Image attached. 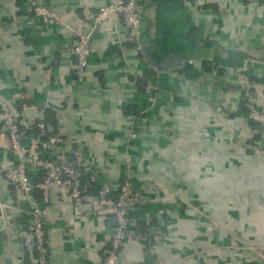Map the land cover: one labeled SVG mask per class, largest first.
I'll return each mask as SVG.
<instances>
[{
  "label": "crops",
  "instance_id": "1",
  "mask_svg": "<svg viewBox=\"0 0 264 264\" xmlns=\"http://www.w3.org/2000/svg\"><path fill=\"white\" fill-rule=\"evenodd\" d=\"M37 1L62 22L0 0V100L22 124L47 106L49 129L67 142L59 155L69 161L78 151L98 172L97 183H81L80 203L51 188L48 264L104 257L113 223L95 185L117 193L126 171L142 196L136 222L158 228L161 240L147 244L138 231L119 264H264V155L253 151L241 89L246 66L253 102L264 107V0H139L140 45L118 17L105 21L81 78L72 29L86 28L83 7L108 0ZM11 162L0 137V264H34L21 239L28 203H17L4 176ZM28 172L31 182L43 175Z\"/></svg>",
  "mask_w": 264,
  "mask_h": 264
},
{
  "label": "built area",
  "instance_id": "2",
  "mask_svg": "<svg viewBox=\"0 0 264 264\" xmlns=\"http://www.w3.org/2000/svg\"><path fill=\"white\" fill-rule=\"evenodd\" d=\"M23 1L33 17L45 24L62 22L56 12L37 0ZM80 15L86 28L72 29L73 40L69 47L74 57L75 70L80 78L88 63L92 32L105 21L118 17L124 26L125 37L135 45H140L142 31L139 0L103 1L95 9L83 7ZM243 70L241 89L247 100V116L256 123L252 127L254 141L252 148L255 153L264 155V107L254 104L252 82L245 71L246 66ZM46 108L47 106H41L38 108L39 118H29L22 124L17 110L6 101L0 100V137L12 158L11 165L4 171V176L12 186V194L17 203H28L29 220L23 229L21 239L22 245L32 251L34 264H48L45 220L51 188L60 187L74 202L80 203L81 176L87 175L90 183L98 181L97 170L84 160L80 152L73 151L69 161H65L59 155L67 142L60 134L49 133L43 119ZM34 127L38 128L36 134L33 132ZM30 165L45 170V176L41 181L31 182L28 172ZM99 186L98 202L110 216L113 233L108 250L98 264H119L122 244L137 233L134 230L136 219L131 211L140 204L142 196L133 188L131 174L127 171L121 177L116 197L110 195L112 187L108 182H100ZM34 189L40 191L38 199L30 196ZM160 235V230L154 228L150 237L145 240L158 246Z\"/></svg>",
  "mask_w": 264,
  "mask_h": 264
},
{
  "label": "trees",
  "instance_id": "3",
  "mask_svg": "<svg viewBox=\"0 0 264 264\" xmlns=\"http://www.w3.org/2000/svg\"><path fill=\"white\" fill-rule=\"evenodd\" d=\"M250 78V77H249ZM139 80V79H138ZM141 82V81H140ZM142 84V83H141ZM242 96H243V99H242V105H243V107H244V109H245V112H247V106H246V96H244L243 95V92H242ZM48 110V109H47ZM47 110H46V112H47ZM49 115H47V117L46 116H44V122L46 123V125L48 124V123H53L52 122V120H50L49 118ZM250 122H251V124H252V126H255L256 125V123L253 121V120H250ZM47 128H48V130H49V133H55L56 132V130H51V129H49V126L47 125ZM33 132L36 134L37 132H38V128L37 127H34V129H33ZM32 132V133H33ZM39 171H40V173H42L43 175L41 176V178H40V180H37V181H41L43 178H44V176H45V170H43V169H39ZM82 182H84V183H86V182H89V179H88V176L87 175H82L81 176V183ZM90 183V182H89ZM99 187L100 186H96L95 185V188H96V190H97V195H98V192H99ZM36 191H37V196H38V198L40 197V191L39 190H37V189H35ZM116 192H114L113 190L111 191V193H110V195L111 196H113V197H116ZM132 212V215H134V217H135V213H134V211H131ZM151 225H153V224H150V225H147V226H149V228L151 227ZM143 224H139V222H138V220H137V222H136V226H134V230L136 231V232H140L141 230H144V232L142 231L141 233L144 235V236H146V237H150V234L149 233H151V231H152V228L151 229H149V231L147 232V230H145V229H143ZM156 228V227H155ZM146 231V232H145ZM147 244H149L150 242H149V240H147V242H146Z\"/></svg>",
  "mask_w": 264,
  "mask_h": 264
},
{
  "label": "rangeland",
  "instance_id": "4",
  "mask_svg": "<svg viewBox=\"0 0 264 264\" xmlns=\"http://www.w3.org/2000/svg\"><path fill=\"white\" fill-rule=\"evenodd\" d=\"M135 136V133L134 132H131V134H130V137H134ZM127 155H129V154H126V162L128 163L129 162V158L131 159L132 157H128ZM206 222V221H205ZM161 240V235H160V238H159V241ZM152 245V244H151Z\"/></svg>",
  "mask_w": 264,
  "mask_h": 264
},
{
  "label": "water",
  "instance_id": "5",
  "mask_svg": "<svg viewBox=\"0 0 264 264\" xmlns=\"http://www.w3.org/2000/svg\"><path fill=\"white\" fill-rule=\"evenodd\" d=\"M142 15V14H141ZM148 54V53H147Z\"/></svg>",
  "mask_w": 264,
  "mask_h": 264
}]
</instances>
